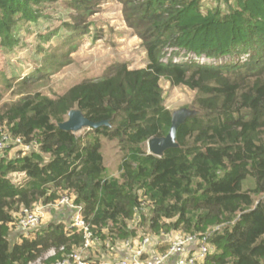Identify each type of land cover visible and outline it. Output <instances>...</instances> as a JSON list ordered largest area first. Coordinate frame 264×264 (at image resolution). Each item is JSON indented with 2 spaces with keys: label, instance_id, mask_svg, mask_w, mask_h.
<instances>
[{
  "label": "trees",
  "instance_id": "16d2710c",
  "mask_svg": "<svg viewBox=\"0 0 264 264\" xmlns=\"http://www.w3.org/2000/svg\"><path fill=\"white\" fill-rule=\"evenodd\" d=\"M52 1L0 0V47L17 48L15 27ZM79 1L78 15L90 12L93 0ZM203 1L124 0L144 67L116 62L55 97L36 91L4 103L0 124L29 151L0 157V264H29L49 247L70 253L82 245L80 230L56 220L9 243L22 208L62 195L82 207L101 239L132 243L128 221L147 206L149 231L161 243L168 233L208 235L212 249L200 264H264V0H233L227 11ZM161 79L195 90L199 112L177 128L178 146L156 156L143 145L170 126ZM73 108L110 125L84 135L59 129ZM103 137L122 152L114 175H106ZM9 173L23 178L13 182Z\"/></svg>",
  "mask_w": 264,
  "mask_h": 264
},
{
  "label": "rangeland",
  "instance_id": "374dc122",
  "mask_svg": "<svg viewBox=\"0 0 264 264\" xmlns=\"http://www.w3.org/2000/svg\"><path fill=\"white\" fill-rule=\"evenodd\" d=\"M232 1L204 0L202 4L207 8L217 7L221 11H227L232 7ZM81 7L84 6L79 0H53L51 3L43 4L42 16L38 15L35 20L24 21L15 27L13 33L19 41L17 48L8 52L0 47V109L4 103L29 92L39 91L49 97L60 95L83 79L103 75L109 66L116 62H126L129 68L146 65L147 58L142 40L125 20L124 0H93L90 12L78 15ZM242 56L243 54H240L237 58L240 59ZM159 84L163 92L164 105L170 112L179 107H188L199 112V106L195 102L197 96L195 90L183 85H172L164 79H161ZM88 129L83 128L75 134L84 135ZM0 130L6 131V127L0 124ZM117 145V140H108L104 137L101 139L106 175L117 173L122 155ZM143 148L147 151L146 143ZM28 151V145L17 144L9 138L4 141L0 157L14 158L20 154H27ZM44 158L47 160L48 155H44ZM8 176L13 182L21 181L23 178L18 173H9ZM35 206L41 212L39 224L23 232L16 226L15 219L7 234L9 243L18 239L21 235H18L19 232L24 235L34 233L50 222L60 210L54 203L45 205L38 202ZM141 212L142 215L137 213L128 221V225L135 230V236L131 238L132 247H125V243L129 241L123 239L112 240L110 236L101 239L91 235L90 245L88 247L80 245L74 252L92 261L117 260L123 256L122 252L130 253L131 249L139 247L144 248L145 256L160 252L159 249L154 250L159 243L157 235L149 231V208L144 206ZM65 223L67 225L68 220ZM163 235V243L160 242L159 245L167 248L176 234L168 233V237L166 234ZM145 237L150 240L143 244Z\"/></svg>",
  "mask_w": 264,
  "mask_h": 264
},
{
  "label": "built area",
  "instance_id": "2783aa9c",
  "mask_svg": "<svg viewBox=\"0 0 264 264\" xmlns=\"http://www.w3.org/2000/svg\"><path fill=\"white\" fill-rule=\"evenodd\" d=\"M9 138L11 137L7 132H0V153L4 148V141ZM11 139L21 145L20 138ZM54 204L58 208L64 207L71 212V223L69 225L82 232L84 237L82 246L88 247L89 243H91L92 232L89 229V225L84 221L82 207L74 204L72 198L67 195L60 196ZM40 214L38 207L22 208L18 215L17 227L25 231L35 228L40 221ZM149 240L148 237H145L143 244L148 243ZM125 245L127 248L132 247L130 242H126ZM190 247L193 248L192 251L186 250ZM211 249L207 234L198 237L195 235L176 234L165 250L150 256H145L144 248L139 247L131 249V252L127 253V257L95 262L78 256L74 251L66 253L65 246L61 245L47 248L42 254L30 261L29 264H200Z\"/></svg>",
  "mask_w": 264,
  "mask_h": 264
},
{
  "label": "water",
  "instance_id": "95a60500",
  "mask_svg": "<svg viewBox=\"0 0 264 264\" xmlns=\"http://www.w3.org/2000/svg\"><path fill=\"white\" fill-rule=\"evenodd\" d=\"M197 111L188 107H179L171 112V121L168 132L162 136H154L146 141L147 152L156 156H161L166 149L178 146L176 141L177 128L191 116L196 115ZM58 128L64 131L76 133L83 128H97L109 126L107 119L92 121L86 117L79 108L68 111L67 118L57 123Z\"/></svg>",
  "mask_w": 264,
  "mask_h": 264
},
{
  "label": "crops",
  "instance_id": "0c3cea01",
  "mask_svg": "<svg viewBox=\"0 0 264 264\" xmlns=\"http://www.w3.org/2000/svg\"><path fill=\"white\" fill-rule=\"evenodd\" d=\"M70 216V211L68 210V209H66V208H61L60 210H59V212H57V214L56 215H54V217L52 218V220L51 221H53V220H55L54 218H56V219H58V221H63V222H65L66 220H68L69 217ZM22 235V233L21 232H19V234L18 235ZM20 235V236H21ZM19 238V237H18ZM18 240V239H17ZM16 240V241H17ZM160 243V242H159ZM156 245H159V244H156ZM160 246V245H159ZM151 247V246H150ZM156 249H160V248H158L157 246H155L154 247V250H156ZM192 250V249H191ZM123 256H125L127 253H124V252H122L121 253ZM122 256V257H123Z\"/></svg>",
  "mask_w": 264,
  "mask_h": 264
},
{
  "label": "clouds",
  "instance_id": "9594fccd",
  "mask_svg": "<svg viewBox=\"0 0 264 264\" xmlns=\"http://www.w3.org/2000/svg\"><path fill=\"white\" fill-rule=\"evenodd\" d=\"M34 207H37V206L34 205ZM34 207H32V208H34ZM63 208H64V207H63ZM59 209H61V208H59ZM20 211H21V210H20ZM20 211H19V212H20ZM18 215H19V213H18ZM40 216H41V214H40ZM70 216H71V212H70ZM70 216L68 217V218H69V219H68V222H69V223L67 224V226H70L69 224L71 223V222H70ZM40 218H41V217H40ZM17 220H18V217H17ZM38 224H39V223H38ZM16 226H17V221H16ZM19 229H20V228H19ZM20 230H21V229H20ZM21 231H23V232H27V231H29V230H26V231H25V230H21ZM34 231H35V230H34ZM30 235H31V234H28V235H24V234H22L21 236H29V237H30ZM15 241H16V240H15ZM43 252H44V251H43ZM43 252H42V253H43ZM51 261H53V260H51Z\"/></svg>",
  "mask_w": 264,
  "mask_h": 264
}]
</instances>
